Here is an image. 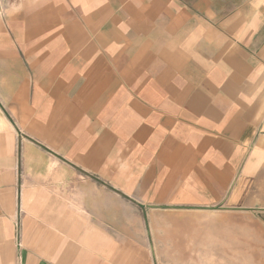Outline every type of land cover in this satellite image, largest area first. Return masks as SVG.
I'll use <instances>...</instances> for the list:
<instances>
[{"label":"crops","instance_id":"1","mask_svg":"<svg viewBox=\"0 0 264 264\" xmlns=\"http://www.w3.org/2000/svg\"><path fill=\"white\" fill-rule=\"evenodd\" d=\"M10 53L0 264H158L147 216L264 190V0H0Z\"/></svg>","mask_w":264,"mask_h":264},{"label":"rangeland","instance_id":"2","mask_svg":"<svg viewBox=\"0 0 264 264\" xmlns=\"http://www.w3.org/2000/svg\"><path fill=\"white\" fill-rule=\"evenodd\" d=\"M15 89L17 55L1 54L0 95L8 96ZM11 100L0 98V116L14 106ZM248 198L254 205L247 200L234 210L212 206L147 216V233L158 264H264V190Z\"/></svg>","mask_w":264,"mask_h":264}]
</instances>
